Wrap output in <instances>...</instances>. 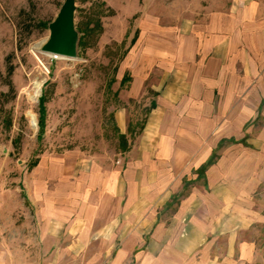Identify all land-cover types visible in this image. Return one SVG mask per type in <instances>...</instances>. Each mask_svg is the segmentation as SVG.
Wrapping results in <instances>:
<instances>
[{"label":"crops","instance_id":"1","mask_svg":"<svg viewBox=\"0 0 264 264\" xmlns=\"http://www.w3.org/2000/svg\"><path fill=\"white\" fill-rule=\"evenodd\" d=\"M107 2L125 16L140 11L120 66L132 78L114 112L128 145L117 152L101 139L79 154L70 197L58 184L52 196L34 193L47 253L22 261L264 264V0ZM157 4L173 24L145 33V22L159 20L146 6ZM153 72L154 105L130 140L129 100ZM213 150L217 159L199 177Z\"/></svg>","mask_w":264,"mask_h":264},{"label":"rangeland","instance_id":"2","mask_svg":"<svg viewBox=\"0 0 264 264\" xmlns=\"http://www.w3.org/2000/svg\"><path fill=\"white\" fill-rule=\"evenodd\" d=\"M64 1L0 0V264H25L23 256L47 253L39 241L34 193L41 190L52 196L56 184L62 185L60 191L66 196L75 193L79 154L91 152L101 139L122 151L114 112L132 78L130 69L120 72V66L138 36L140 11L125 16L107 0H74V55L57 58L43 47L50 36L49 23ZM146 7L159 20L145 22V33H154L153 25L173 24L166 7ZM157 77V72L151 73L141 97L129 100L130 140L137 136L154 97L148 83ZM34 81L40 82L35 100ZM41 95L45 126L38 140ZM254 123L258 126L261 120Z\"/></svg>","mask_w":264,"mask_h":264},{"label":"water","instance_id":"3","mask_svg":"<svg viewBox=\"0 0 264 264\" xmlns=\"http://www.w3.org/2000/svg\"><path fill=\"white\" fill-rule=\"evenodd\" d=\"M74 0H65L57 17L49 23L50 36L43 47L46 53L74 55L77 33L73 24Z\"/></svg>","mask_w":264,"mask_h":264},{"label":"trees","instance_id":"4","mask_svg":"<svg viewBox=\"0 0 264 264\" xmlns=\"http://www.w3.org/2000/svg\"><path fill=\"white\" fill-rule=\"evenodd\" d=\"M7 73L8 75H10L12 73V65H9L7 68ZM10 89H12V84L9 81L8 83ZM154 102L151 101L150 106H153ZM148 111V110H147ZM44 120H45V108H44V104H43V99H42V95L39 97L38 99V130H37V139L40 140L41 136L43 134V130H44ZM145 122V117L142 120V124L140 125V128H142L143 124ZM120 138L121 140V149L122 151H124L126 149V140H125V136L123 134H120ZM221 144H219V146H221ZM218 157V153L217 150H213L212 153L210 154L209 158L207 159V161L205 163H203L198 169H197V173L199 177H203L204 171L207 169L208 166H210L211 164H213L215 162V160ZM191 184V182L189 181H185L183 184V190L172 196L171 200L165 203V206L168 207L172 204H175L179 201V198L184 195V193L186 192L188 185Z\"/></svg>","mask_w":264,"mask_h":264},{"label":"bare ground","instance_id":"5","mask_svg":"<svg viewBox=\"0 0 264 264\" xmlns=\"http://www.w3.org/2000/svg\"><path fill=\"white\" fill-rule=\"evenodd\" d=\"M54 57H57V58H62L61 56H58V55H53ZM39 91H40V82H35L34 81V90H33V94H32V98L35 100L36 97L38 96L39 94ZM32 115H31V124L32 126H36V122L34 119H32Z\"/></svg>","mask_w":264,"mask_h":264},{"label":"built area","instance_id":"6","mask_svg":"<svg viewBox=\"0 0 264 264\" xmlns=\"http://www.w3.org/2000/svg\"><path fill=\"white\" fill-rule=\"evenodd\" d=\"M39 99V98H38ZM37 126H38V121H37Z\"/></svg>","mask_w":264,"mask_h":264}]
</instances>
